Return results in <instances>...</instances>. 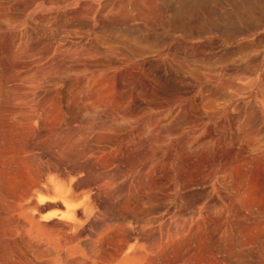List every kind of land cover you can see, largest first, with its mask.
<instances>
[{
    "label": "rangeland",
    "instance_id": "374dc122",
    "mask_svg": "<svg viewBox=\"0 0 264 264\" xmlns=\"http://www.w3.org/2000/svg\"><path fill=\"white\" fill-rule=\"evenodd\" d=\"M185 3L0 0V264H113L141 241L120 210L151 140L118 149L104 134L119 127L171 143L177 163L151 211L177 242L149 264H264V17L234 0L179 15ZM68 132L89 156L59 154Z\"/></svg>",
    "mask_w": 264,
    "mask_h": 264
},
{
    "label": "bare ground",
    "instance_id": "6f19581e",
    "mask_svg": "<svg viewBox=\"0 0 264 264\" xmlns=\"http://www.w3.org/2000/svg\"><path fill=\"white\" fill-rule=\"evenodd\" d=\"M200 32H202V31H200ZM102 125L100 127H103ZM106 126L108 128V124ZM109 127H110V125H109ZM107 130H111V129H107ZM107 133L108 134H106V133L105 134L103 133V134L106 135V136L110 134V136H111L110 137L111 138L110 141L112 140L113 141L112 143H114L113 145H115L116 148H118V149L120 148L121 150H122V148L126 147L125 146V144H126L127 146H130L129 147L130 149L127 148V149H129V151L132 148L134 151L136 150L138 152H141V151L144 150L143 146L145 145V144L141 143V141L142 140H146V139H150L151 140L150 149L145 150L146 152L144 151V153H142L141 156L133 158L131 160V162H130V165H128L129 168L127 170V174L126 175H128V177L130 179L129 180L130 183L128 184V188H127L125 197H127V199L129 200L128 202L130 204V210L128 212L124 211V210H120L121 215L123 216V218L124 219L129 218V222H130L131 225L133 224L134 229H136V233L138 235H140V234L143 235V237H141L139 239V240H141L140 242L137 241V242H133V243H129V242L125 243L126 241L122 240L124 242V247L121 246V247H123L122 250H121V247H120V249H119V250H121L120 252H118L117 249H116L117 252L113 253V251H112V254L110 255V260H111L110 263L112 262L113 264H144V262H146L148 260V257H149V255L151 253H154V252L159 253V252H157V250L160 249L161 247L163 248V246L165 244H166L165 246H167V248H168V247H173L174 244L177 242L176 239H177L178 232L174 229V228H177V226H175V224L173 223L174 225L169 224L167 227H163V228L160 227V226L158 227L157 226L158 225L157 224L158 223L157 222L158 218H157L156 215L153 214L154 212L153 213L151 212L154 203L159 200V195H161V193H160L161 191L160 190H161V188H163V185H164L163 184L161 186L160 184H157L156 183V177L160 176V174L161 175L164 174L165 176H167L166 178L169 179L170 181H174L175 178H176L177 163L174 160V154H173V149H172L173 146H172L171 143L166 144L165 147H163L162 145L159 146V143H156L152 139V138H154L152 135H148L146 132L139 131V130L126 131L124 128L119 127V128H115L114 130H112L111 133H109V132H107ZM74 134H71V132L70 133L68 132V133H65L64 135L60 136L55 142L56 148L58 149L59 154H61L64 157H68V158L74 159V160H77V159L81 160V157L82 156L85 157V154H86V152H84L86 149L84 151H82L80 149V145H81V142H82L81 140H83V138L87 137V136L82 137V135L81 136H76V134L75 135ZM84 135H86V134H84ZM100 137H101V135H100ZM104 138H108V137H104ZM107 141H109V139H107ZM145 148H147V147H145ZM90 149L91 148L89 147V150ZM92 149H95V148H92ZM141 149H143V150H141ZM89 150H88V152H89ZM129 151H127V152H129ZM134 151H130V152H133V154L136 155V153H135L136 151L135 152ZM90 152L89 153L92 154V151H90ZM94 152H96V151H94ZM113 152H114V150H113ZM133 154L131 153L132 156H133ZM137 154H139V153H137ZM86 155H88V154H86ZM117 155H118V153H117ZM162 155L163 156L165 155L167 157L166 160H164L162 157H160ZM88 156H86V157H88ZM93 156H95V155H93ZM93 156H91L90 158H93ZM130 158H132V157L130 156ZM74 160L72 162H74ZM77 162H78V160H77ZM91 165H89V168H90ZM147 165H148V167H147ZM144 167L148 168L147 171H146V169ZM121 170H122V168H121ZM193 170H194V168H193ZM123 171H124V169H123ZM193 172H195V171H193ZM119 173H120V171H119ZM103 177H104V175H103ZM114 177H116V176H114ZM112 179H114V178L112 177ZM112 181L114 182V181H117V180L115 178L114 180H111V183H112ZM106 184H108V183H106ZM160 186H161V188H160ZM170 186H171V184L170 185L168 184L169 188L168 187H167L168 189L164 188V189H162V191L166 190L168 199H170V201H172L174 199V196H175V188H172ZM164 187H166V186L164 185ZM118 189H117V187L115 188V190L117 192L119 191ZM60 192H62V190H60ZM163 195H165V194H163ZM62 196L65 197L66 199H69V200H74V199L77 198V195H75L71 191H67ZM200 219H201V217H200ZM201 221L197 222L195 224V226H192L195 232L193 231V229L192 230L190 229V231H192V232H190V233H192L191 234L192 236L197 235L200 232V230L202 228V222ZM182 222H183V220H182ZM186 225H184V226L186 227ZM181 226L183 227V224ZM182 227L181 228L179 227V229H182ZM187 227L189 228V224H188ZM259 227H260V225H259ZM262 227L263 226L261 225V227H260L261 230L264 229V227H263V229H262ZM256 228H257V225H256ZM260 228H257V230L259 231ZM121 229L123 230V232H125V230H126L124 226H121ZM121 229H118V230H121ZM179 229H178L179 237H181L182 235H184L183 233H185V231H183V230H185V229L183 227V230H182L183 232L180 231ZM133 232H134V230H133ZM181 232H182V235L180 234ZM186 232H187V229H186ZM120 233H122V232H120ZM137 234H133V235H137ZM188 236H189V233H188ZM197 237H200V236H197ZM135 238L136 237H134V239ZM182 238H183V236H182ZM119 239L127 240V239H125L123 237L122 238L119 237ZM183 239H181V240H183ZM185 239H186V237H185ZM188 239H186V240H188ZM181 240H179V242ZM192 240H193V238H192ZM195 240H196V238H195ZM195 240H194L193 243L198 241V240H196V241ZM188 242H190V241L188 240ZM186 243H187V241H186ZM180 244H181V242H180ZM155 255L156 254H154L153 256H155ZM146 264H149L148 261H147Z\"/></svg>",
    "mask_w": 264,
    "mask_h": 264
},
{
    "label": "crops",
    "instance_id": "0c3cea01",
    "mask_svg": "<svg viewBox=\"0 0 264 264\" xmlns=\"http://www.w3.org/2000/svg\"><path fill=\"white\" fill-rule=\"evenodd\" d=\"M183 2H189L190 0H181ZM185 3V7H187L186 11L179 12V15H195L196 12L194 9L198 7V5H191ZM234 5L235 7L240 8V14L245 16V17H250L253 15V8L258 7L260 11V15L264 17V0H234Z\"/></svg>",
    "mask_w": 264,
    "mask_h": 264
}]
</instances>
